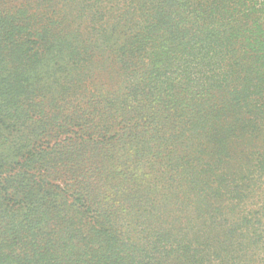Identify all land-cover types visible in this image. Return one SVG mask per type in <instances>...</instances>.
<instances>
[{"label": "trees", "instance_id": "1", "mask_svg": "<svg viewBox=\"0 0 264 264\" xmlns=\"http://www.w3.org/2000/svg\"><path fill=\"white\" fill-rule=\"evenodd\" d=\"M257 12L264 0H0V239L131 264L154 207L147 171L177 163L179 111L264 100Z\"/></svg>", "mask_w": 264, "mask_h": 264}, {"label": "rangeland", "instance_id": "2", "mask_svg": "<svg viewBox=\"0 0 264 264\" xmlns=\"http://www.w3.org/2000/svg\"><path fill=\"white\" fill-rule=\"evenodd\" d=\"M256 15L264 18L259 12ZM34 46L43 50L38 43ZM57 65L48 68H65L64 63ZM11 67L2 69L9 72ZM40 68L42 75L47 66ZM233 93L221 110L208 104L210 97L202 104L196 96L191 102L198 105L191 103L189 115L179 111L177 137L171 141L177 163L163 168L166 175L162 168L147 171L144 189L154 207L143 217V232L137 234L143 238L137 240L136 256L128 258L131 264H264V100L240 93L239 98L231 97ZM203 122L204 129L199 125ZM47 139L34 138L27 146L38 150L65 141L64 133ZM65 204L76 208L70 196ZM45 233L55 240V231L49 233L46 227ZM12 241L0 239V264H111L115 260L111 251L100 258L92 253L79 258L70 246L43 251L37 246L20 249ZM151 249L153 260L148 255Z\"/></svg>", "mask_w": 264, "mask_h": 264}]
</instances>
